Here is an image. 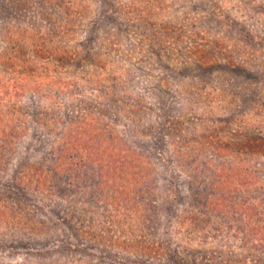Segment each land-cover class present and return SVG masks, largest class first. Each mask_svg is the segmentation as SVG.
I'll return each instance as SVG.
<instances>
[{
	"label": "rangeland",
	"instance_id": "374dc122",
	"mask_svg": "<svg viewBox=\"0 0 264 264\" xmlns=\"http://www.w3.org/2000/svg\"><path fill=\"white\" fill-rule=\"evenodd\" d=\"M9 119L0 264H264V0H0Z\"/></svg>",
	"mask_w": 264,
	"mask_h": 264
},
{
	"label": "trees",
	"instance_id": "16d2710c",
	"mask_svg": "<svg viewBox=\"0 0 264 264\" xmlns=\"http://www.w3.org/2000/svg\"><path fill=\"white\" fill-rule=\"evenodd\" d=\"M22 6L25 7V5H22ZM22 6H20V7H22ZM14 121L15 120H13V119L4 120L3 123L5 124L4 126H5L6 129L2 130V135H4V133H6V135L2 136V139L0 138V147H3V146H5V147H13V146H15V144H16V142L18 140V138H17L18 131H20L21 126L18 125ZM8 124L11 125L12 127H9ZM96 124H97L96 131H98V134L103 135L105 137V142H108V143L112 142V140L114 138L118 137V138H120V141L122 142L124 147H126V151L129 152V146H127L126 141L124 140V138L123 137H119L117 132L115 130H113V128L110 126V124L104 123L103 120L99 119V118L96 119ZM67 136L68 135H66V134L63 136L65 140H66ZM16 188L19 191L21 190L18 185L16 186ZM245 196H243V198H245ZM254 200L252 201V204H250V206L248 208H255L258 204L262 203L263 198H260L258 196L256 199L254 198ZM241 205L247 207L246 206V199H244L243 202L241 201Z\"/></svg>",
	"mask_w": 264,
	"mask_h": 264
}]
</instances>
